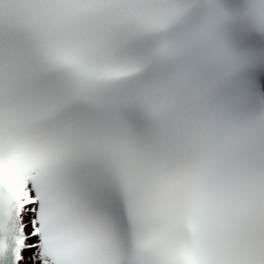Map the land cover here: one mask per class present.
I'll return each mask as SVG.
<instances>
[{
    "label": "snow or ice",
    "instance_id": "obj_1",
    "mask_svg": "<svg viewBox=\"0 0 264 264\" xmlns=\"http://www.w3.org/2000/svg\"><path fill=\"white\" fill-rule=\"evenodd\" d=\"M0 264H264V0H0Z\"/></svg>",
    "mask_w": 264,
    "mask_h": 264
}]
</instances>
